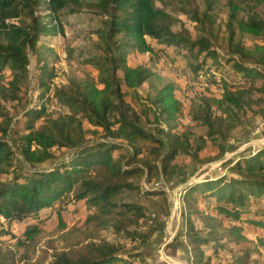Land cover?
Listing matches in <instances>:
<instances>
[{
  "label": "trees",
  "instance_id": "trees-1",
  "mask_svg": "<svg viewBox=\"0 0 264 264\" xmlns=\"http://www.w3.org/2000/svg\"><path fill=\"white\" fill-rule=\"evenodd\" d=\"M80 1L0 0V100H18L33 53L39 92L35 104L24 111L18 151L31 167L52 161L44 169L6 171L14 166V151L7 142L12 120L0 113V177L9 175L0 180V264H18L15 248L31 242L44 220L56 216L64 228L61 200L67 196L89 212L84 225L74 230L82 241L51 255L43 251L49 264H150L145 246L160 226L141 232L140 222L153 216L150 209L142 202L118 199L130 192L146 200L163 197L164 189H143L137 180L171 181L179 172L175 159L196 160L205 141L195 139L181 124L182 104L174 85L164 83L150 67L130 66V56L182 48L188 53L186 59H194V64H187L192 77H203L221 91L219 99H203L199 111L192 113V120L205 126L209 138L217 133L211 121L213 107L235 116L233 109L249 106L246 100L251 94L264 99V45L246 48L234 41L236 30L264 39V21L239 18L233 3L226 23L230 53L223 55L207 39L192 40L184 32H173L178 20L156 7L154 0H95L88 6L100 19L93 34L101 54L86 61L95 77L87 74L54 86L55 74L47 59L52 51L39 44L43 36L63 32L61 12L78 13L72 5L80 6ZM204 2V17L211 20L213 2ZM153 44L163 45L164 50ZM7 70L11 78L4 82ZM228 71L249 85H233ZM255 81L261 85L255 86ZM145 84V108L139 114L125 101L122 85L137 93ZM54 106L63 113L52 116ZM39 120L42 123L36 126ZM233 128L228 125L227 131ZM218 146L222 154L230 151ZM55 150L64 152L56 160ZM232 163L229 174L186 182L181 189V229L167 247L174 252L180 248L186 264H214L211 254L241 245L246 246L226 264H258L251 260L264 247V144L248 155L238 154ZM200 199L210 202L201 208ZM16 226H23V237L15 234ZM248 227L263 233L251 241ZM104 230L129 241L130 248L105 238Z\"/></svg>",
  "mask_w": 264,
  "mask_h": 264
},
{
  "label": "rangeland",
  "instance_id": "rangeland-1",
  "mask_svg": "<svg viewBox=\"0 0 264 264\" xmlns=\"http://www.w3.org/2000/svg\"><path fill=\"white\" fill-rule=\"evenodd\" d=\"M95 0H81L80 6L72 5L79 10L78 13L70 14L67 10L61 12V24L63 32H57L49 36H43L39 47L51 49V54L47 59L49 65L53 68L55 78L58 80V85H64L69 78L81 79L87 74L94 76L90 66L86 65V61L90 57L101 54L99 50L98 39L93 34L94 29L99 26V17L95 15L89 8V3ZM213 2V10L208 12L211 20H206L204 17L205 2L204 0H154L156 7L165 10L173 15L178 22L173 26L172 30L175 33L184 32L192 40L204 38L210 41L213 49L223 55L230 53L228 46V33L226 31V23L230 13L229 3H233L239 8V18L254 17L264 21V0H211ZM235 42H239L246 48H252L255 45H264V39L247 34H241L235 31ZM155 49H163V45L153 44ZM162 50V51H163ZM42 51V50H40ZM165 53L158 55L136 53L129 58L130 66H147L154 72L158 73L164 83L171 82L175 87L176 97L182 104V114L180 122L183 126L190 129L195 139L202 138L205 141L204 150L196 160H191L188 157L179 156L174 163L178 167V174L169 182H161L160 187L165 189L163 197H153L151 199H142L135 193H125L119 197V201L127 203L142 202L150 209L151 220L140 222V231L148 232L156 225L160 227L151 235L149 243L145 246V255L150 264H186L185 257L177 248L174 252L167 245L173 241L174 237L181 229V189L186 182L202 181L204 179H212L221 175L230 173L229 168L233 165V161L238 154L248 155L254 149L264 144V129L259 133L255 132L256 124L264 117V99H260L257 94H251L247 98L249 106H244L241 111H235V116L225 112L224 108L217 110L213 107L214 117H221V121H216V134L214 137H207V129L200 122L193 121L192 113H197L202 106L203 99H219L221 91L204 81H197L189 72L187 64H194V59H186L188 53L184 49L168 48ZM30 64L28 66V77L26 82L17 93L18 100L14 102H5L0 100V113L7 114L12 120V132L7 137V142L14 151L13 167L5 168L6 171L13 169L29 172L34 169H44L52 163H46L31 167L27 165L21 158L18 151L19 132L22 130L25 118L24 111L35 104L39 88L37 86L38 65L37 58L33 53H30ZM180 75V78L177 75ZM227 77L234 85L237 83L236 74L228 71ZM11 73L7 70L3 79L4 82L10 80ZM120 83L122 78L118 74ZM260 81H255V86L259 87ZM125 101L134 109L136 113L144 110V101L147 85H143L138 89V92L126 90L122 85ZM63 113L54 106L50 114L57 117ZM2 119L0 118V122ZM143 122V121H142ZM42 120L36 123V126L41 125ZM228 125L234 128L228 130ZM220 145L228 151L225 154L221 153ZM54 160L61 158L63 151L55 150L52 152ZM9 175H2L0 180H5ZM136 181V180H135ZM153 180L148 183L144 178L138 179L143 189L157 190ZM168 183H172L168 185ZM67 196L61 200L65 210L62 213V221L64 228L59 226V221L56 216L50 220H44L38 227V233L33 236L32 241L28 242L22 248H15L18 254V264H49V257L44 259L43 251L52 254L54 251L69 250L77 241H82L79 233L75 229H80L85 222L89 212L84 204L76 205L70 201ZM209 200L200 199V207L205 208L209 204ZM3 222L4 220L1 219ZM23 226L14 228L15 234L19 237L22 235ZM248 238L254 241L256 237L261 235V230L248 227ZM101 234L110 241L117 242L129 249V241L118 239L109 230H104ZM6 238H3V240ZM5 242H3L4 244ZM6 245H13L5 243ZM52 246V247H51ZM246 245L236 246L231 251L222 250L216 255H212L211 260L214 264H226L239 255L240 249ZM80 247V246H79ZM252 262L264 264V247L260 248L258 254L252 257Z\"/></svg>",
  "mask_w": 264,
  "mask_h": 264
},
{
  "label": "built area",
  "instance_id": "built-area-1",
  "mask_svg": "<svg viewBox=\"0 0 264 264\" xmlns=\"http://www.w3.org/2000/svg\"><path fill=\"white\" fill-rule=\"evenodd\" d=\"M179 78H180V75L178 74L177 75ZM196 80V79H195ZM205 80V78H203V77H199V79L197 80V81H201V82H203ZM59 83H58V80H57V78H55L54 79V81H53V85L54 86H59L58 85ZM234 85H239V86H242V87H247L248 85H249V83H246L244 80H242V78H240V77H238L237 78V83L236 84H234ZM264 129V117L261 119V120H259L258 122H257V124H256V128H255V132L253 133V134H257V133H259V131L261 130V129ZM160 184H161V182H157V183H155V188L156 189H160V188H162V189H164L163 187H160ZM172 183H168V185H171ZM165 190V189H164ZM153 217V216H152Z\"/></svg>",
  "mask_w": 264,
  "mask_h": 264
},
{
  "label": "crops",
  "instance_id": "crops-1",
  "mask_svg": "<svg viewBox=\"0 0 264 264\" xmlns=\"http://www.w3.org/2000/svg\"><path fill=\"white\" fill-rule=\"evenodd\" d=\"M256 229V228H255ZM210 255V254H209ZM210 257H212V255H210Z\"/></svg>",
  "mask_w": 264,
  "mask_h": 264
}]
</instances>
